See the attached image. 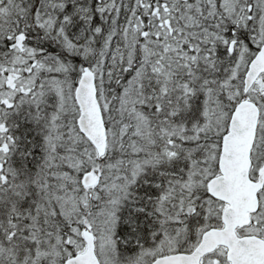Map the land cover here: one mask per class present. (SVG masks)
<instances>
[{"label": "snow or ice", "instance_id": "6c2138e0", "mask_svg": "<svg viewBox=\"0 0 264 264\" xmlns=\"http://www.w3.org/2000/svg\"><path fill=\"white\" fill-rule=\"evenodd\" d=\"M0 264H264V0H0Z\"/></svg>", "mask_w": 264, "mask_h": 264}]
</instances>
